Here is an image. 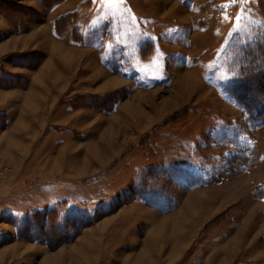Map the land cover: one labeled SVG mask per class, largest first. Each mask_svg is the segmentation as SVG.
<instances>
[{
  "label": "rangeland",
  "instance_id": "374dc122",
  "mask_svg": "<svg viewBox=\"0 0 264 264\" xmlns=\"http://www.w3.org/2000/svg\"><path fill=\"white\" fill-rule=\"evenodd\" d=\"M46 1L0 0V264H264V125L227 91L264 0Z\"/></svg>",
  "mask_w": 264,
  "mask_h": 264
},
{
  "label": "trees",
  "instance_id": "16d2710c",
  "mask_svg": "<svg viewBox=\"0 0 264 264\" xmlns=\"http://www.w3.org/2000/svg\"><path fill=\"white\" fill-rule=\"evenodd\" d=\"M44 1L46 6L54 4V2L48 4L46 0ZM248 49H252V51L247 55L246 51ZM246 51V65L240 68L238 79L228 85L227 91L235 100L236 104L251 119L258 120L264 125V49L256 47L255 44L251 48L248 47ZM256 62L260 63L256 64ZM259 64L260 67H258ZM259 68L263 69V71H259L261 70ZM253 70L257 71V77L253 75Z\"/></svg>",
  "mask_w": 264,
  "mask_h": 264
},
{
  "label": "crops",
  "instance_id": "0c3cea01",
  "mask_svg": "<svg viewBox=\"0 0 264 264\" xmlns=\"http://www.w3.org/2000/svg\"><path fill=\"white\" fill-rule=\"evenodd\" d=\"M66 1H68V0H66ZM65 3V2H64ZM62 5H63V3H62ZM34 82V80L33 81H30V85H29V87L28 88H26L27 89V91H23V93L22 94H24V96H30L31 94H33L34 92H35V89H34V87H32V83ZM14 90H6V91H4V90H0V97L3 95V94H6V98H14L15 96H14V93H16L17 94V92H13ZM5 98V99H6ZM5 99H0V107L2 106V105H4L3 103H4V100ZM1 111V110H0ZM14 114L11 112H8V118H7V121H6V123H5V127H3V128H18V125H19V121L17 120V119H15V116H13ZM21 116H25L24 114H22ZM29 122H30V119L28 118L27 120L26 119H24V121L22 122V123H24V125H29ZM1 123V122H0ZM1 125V124H0ZM0 128H2V127H0ZM157 243V242H156ZM146 247V246H145ZM144 247V248H145ZM152 247H154V245H152ZM156 250L155 249H153V248H149L148 250L147 249H145L149 254H150V256L152 255L153 257H152V259H153V261L156 263V264H158V262L160 263V264H163V262H162V260H160V253H159V250H158V247H159V244L158 245H156ZM155 248V247H154ZM223 258H221L220 259V261H222L223 262V260H222ZM225 262V261H224ZM218 263V261H215V264H217Z\"/></svg>",
  "mask_w": 264,
  "mask_h": 264
},
{
  "label": "snow or ice",
  "instance_id": "6c2138e0",
  "mask_svg": "<svg viewBox=\"0 0 264 264\" xmlns=\"http://www.w3.org/2000/svg\"><path fill=\"white\" fill-rule=\"evenodd\" d=\"M237 2L243 3L244 0H232V3H237Z\"/></svg>",
  "mask_w": 264,
  "mask_h": 264
}]
</instances>
